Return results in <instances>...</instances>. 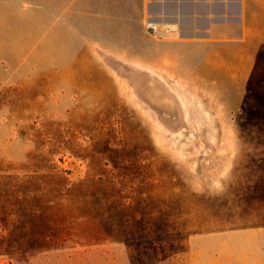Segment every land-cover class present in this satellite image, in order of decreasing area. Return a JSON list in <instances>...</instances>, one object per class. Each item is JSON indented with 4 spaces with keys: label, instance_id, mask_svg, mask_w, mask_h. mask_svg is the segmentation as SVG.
<instances>
[{
    "label": "rangeland",
    "instance_id": "374dc122",
    "mask_svg": "<svg viewBox=\"0 0 264 264\" xmlns=\"http://www.w3.org/2000/svg\"><path fill=\"white\" fill-rule=\"evenodd\" d=\"M134 48L100 0H0V264H259L264 45Z\"/></svg>",
    "mask_w": 264,
    "mask_h": 264
},
{
    "label": "crops",
    "instance_id": "0c3cea01",
    "mask_svg": "<svg viewBox=\"0 0 264 264\" xmlns=\"http://www.w3.org/2000/svg\"><path fill=\"white\" fill-rule=\"evenodd\" d=\"M156 28L152 33L147 23ZM193 44L205 60H229L235 49L264 45V0H100V49L137 59L134 45ZM108 45H112L109 47ZM257 262L264 264V229Z\"/></svg>",
    "mask_w": 264,
    "mask_h": 264
},
{
    "label": "built area",
    "instance_id": "2783aa9c",
    "mask_svg": "<svg viewBox=\"0 0 264 264\" xmlns=\"http://www.w3.org/2000/svg\"><path fill=\"white\" fill-rule=\"evenodd\" d=\"M147 28L150 32L155 33L156 28L152 22L147 23Z\"/></svg>",
    "mask_w": 264,
    "mask_h": 264
}]
</instances>
